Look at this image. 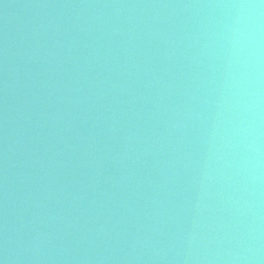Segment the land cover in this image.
I'll use <instances>...</instances> for the list:
<instances>
[{
	"label": "water",
	"instance_id": "95a60500",
	"mask_svg": "<svg viewBox=\"0 0 264 264\" xmlns=\"http://www.w3.org/2000/svg\"><path fill=\"white\" fill-rule=\"evenodd\" d=\"M0 264H264V0H0Z\"/></svg>",
	"mask_w": 264,
	"mask_h": 264
}]
</instances>
